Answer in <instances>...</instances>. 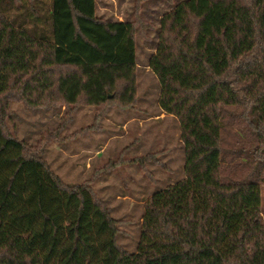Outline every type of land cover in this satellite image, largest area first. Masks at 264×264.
<instances>
[{
    "label": "trees",
    "instance_id": "1",
    "mask_svg": "<svg viewBox=\"0 0 264 264\" xmlns=\"http://www.w3.org/2000/svg\"><path fill=\"white\" fill-rule=\"evenodd\" d=\"M144 2L136 0L133 19L112 20L98 15L97 0H0V259L12 258L8 234L32 264H264L262 211L228 208L188 177L146 201L136 251L124 249L91 181L65 182L40 145L8 127L4 101L14 87L36 106L54 96L135 104L136 34L150 24ZM158 29L211 85L235 95L218 105L219 137L208 146L220 182L264 184V0H174Z\"/></svg>",
    "mask_w": 264,
    "mask_h": 264
},
{
    "label": "rangeland",
    "instance_id": "2",
    "mask_svg": "<svg viewBox=\"0 0 264 264\" xmlns=\"http://www.w3.org/2000/svg\"><path fill=\"white\" fill-rule=\"evenodd\" d=\"M135 2L97 0V13L130 20ZM172 4L174 0H145L142 5L150 24L136 34L135 104L68 105L54 96L36 106L20 96L17 87L4 101L10 131L31 146L40 145L42 157L65 182L91 181L117 221L118 243L130 252L140 240L146 201L184 177L212 191L228 208L253 207L264 216V184L220 182L218 153L211 154L208 146L219 137L218 105L234 102L235 95L226 85H211L212 77L202 65L159 32V20ZM203 86L208 88L198 97L184 95L185 89ZM6 235L12 258L0 259V264H32L18 254L20 242L14 249Z\"/></svg>",
    "mask_w": 264,
    "mask_h": 264
}]
</instances>
